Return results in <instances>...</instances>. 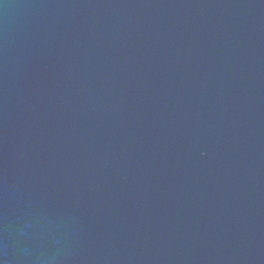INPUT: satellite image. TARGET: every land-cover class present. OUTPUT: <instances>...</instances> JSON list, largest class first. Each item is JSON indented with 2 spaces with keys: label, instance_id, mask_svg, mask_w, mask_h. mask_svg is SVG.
I'll list each match as a JSON object with an SVG mask.
<instances>
[{
  "label": "water",
  "instance_id": "95a60500",
  "mask_svg": "<svg viewBox=\"0 0 264 264\" xmlns=\"http://www.w3.org/2000/svg\"><path fill=\"white\" fill-rule=\"evenodd\" d=\"M0 264H264V0H0Z\"/></svg>",
  "mask_w": 264,
  "mask_h": 264
}]
</instances>
